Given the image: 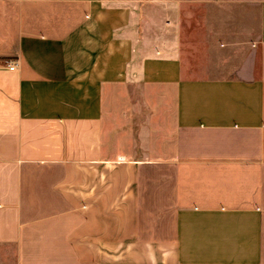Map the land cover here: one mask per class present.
<instances>
[{
  "label": "crops",
  "instance_id": "0c3cea01",
  "mask_svg": "<svg viewBox=\"0 0 264 264\" xmlns=\"http://www.w3.org/2000/svg\"><path fill=\"white\" fill-rule=\"evenodd\" d=\"M0 264H264V0H0Z\"/></svg>",
  "mask_w": 264,
  "mask_h": 264
},
{
  "label": "built area",
  "instance_id": "2783aa9c",
  "mask_svg": "<svg viewBox=\"0 0 264 264\" xmlns=\"http://www.w3.org/2000/svg\"><path fill=\"white\" fill-rule=\"evenodd\" d=\"M8 67L10 70H15L17 68V62L14 60H11L8 62Z\"/></svg>",
  "mask_w": 264,
  "mask_h": 264
}]
</instances>
